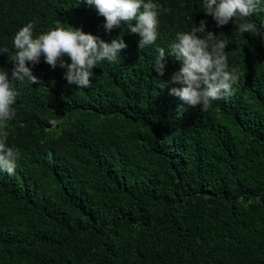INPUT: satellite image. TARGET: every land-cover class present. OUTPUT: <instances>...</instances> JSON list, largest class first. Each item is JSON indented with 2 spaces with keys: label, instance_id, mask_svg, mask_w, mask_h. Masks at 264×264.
Instances as JSON below:
<instances>
[{
  "label": "trees",
  "instance_id": "trees-1",
  "mask_svg": "<svg viewBox=\"0 0 264 264\" xmlns=\"http://www.w3.org/2000/svg\"><path fill=\"white\" fill-rule=\"evenodd\" d=\"M153 2L159 36L139 49L126 25L106 32L79 0H0L9 76L13 38L31 21L37 35L60 21L128 46L93 69L88 88L43 57L32 68L39 83L15 82L6 130L20 158L13 175L0 172V264H264V13L234 35L202 0ZM201 20L239 70L234 94L207 111L170 95L178 85L160 87L180 68L173 57L163 77L153 69L157 48L168 52Z\"/></svg>",
  "mask_w": 264,
  "mask_h": 264
},
{
  "label": "clouds",
  "instance_id": "clouds-1",
  "mask_svg": "<svg viewBox=\"0 0 264 264\" xmlns=\"http://www.w3.org/2000/svg\"><path fill=\"white\" fill-rule=\"evenodd\" d=\"M94 7L97 14L104 18L106 32L127 26L131 34L140 37L138 48L154 45L159 36L160 5L153 0H79ZM205 15L210 16L217 28L233 23L234 35H243L255 30L250 18L264 13V0H202ZM35 21L26 23L14 38L15 55L9 59L13 63L11 76L0 69V172L13 175L20 158V152L7 144L8 122L15 118L14 105L20 93L15 82L27 78L31 84L39 83L32 68L37 66L41 57L51 68L57 65L66 69L64 79L69 85L79 88L91 87L93 69L104 61L116 63L121 52L128 46L122 38L110 43L85 33L82 29L57 21L54 28L41 34L34 32ZM228 41L207 30V21L201 20L188 32H178L169 45V51L157 48L153 69L157 76L165 75L166 57H173L180 64L178 71L171 74L170 80L160 82V87L169 83L178 85L170 88V95L178 97L190 108L201 107L207 111L212 103L226 99L234 94L233 86L239 79V70L229 67L226 48ZM9 54L4 48L3 54ZM64 57L70 58L66 63ZM31 65V67H29Z\"/></svg>",
  "mask_w": 264,
  "mask_h": 264
}]
</instances>
